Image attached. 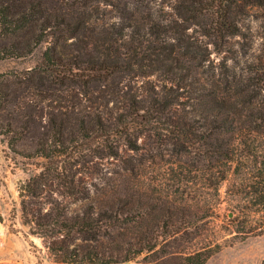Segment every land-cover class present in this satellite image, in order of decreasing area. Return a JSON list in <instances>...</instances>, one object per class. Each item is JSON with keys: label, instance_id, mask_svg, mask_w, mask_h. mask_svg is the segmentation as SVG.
<instances>
[{"label": "trees", "instance_id": "trees-1", "mask_svg": "<svg viewBox=\"0 0 264 264\" xmlns=\"http://www.w3.org/2000/svg\"><path fill=\"white\" fill-rule=\"evenodd\" d=\"M131 1L0 0V59L44 45L0 72V135L43 161L23 220L56 262L206 264L222 244L194 241L224 200L234 236L264 235V48L242 62L227 46L264 0H184L182 19H207L191 41L151 13L127 21ZM156 158L169 168L147 183Z\"/></svg>", "mask_w": 264, "mask_h": 264}, {"label": "rangeland", "instance_id": "rangeland-1", "mask_svg": "<svg viewBox=\"0 0 264 264\" xmlns=\"http://www.w3.org/2000/svg\"><path fill=\"white\" fill-rule=\"evenodd\" d=\"M120 1L122 3V0ZM183 4L184 0H137L129 4L134 12L133 15L122 8L121 10L127 14V21H131V16L141 17V14L146 16L151 13L154 18L166 24L167 27H171L173 34L176 36L184 34L186 40L191 41L201 36V26L207 19L200 16L189 17V20L182 19L181 16L192 14ZM101 14L105 19H103L104 22H112L118 20L120 11L113 5L102 6ZM237 18L242 26V34L232 38L227 46H230L238 54V59L243 62L245 58L262 54L264 3L248 8L245 13H239ZM43 49L44 45L24 58L0 59V72L35 66L40 61ZM242 52L243 55H241ZM165 158H170V156L166 155ZM154 161L146 160L142 169V178H146L147 183L157 182L162 177L161 172L169 168L167 161L159 158ZM41 162H43L42 159H29L14 152L7 140L0 135V264H68L56 262L50 255L43 238L33 233L30 226L23 220L20 187L23 181L39 170ZM115 176L118 177V174ZM130 178L131 176L123 178V182L124 180L129 182ZM121 188L120 185L118 190L120 191ZM225 188L224 186L222 189L223 195H225ZM144 192L153 193L149 188ZM223 199L226 198L223 196ZM230 215L231 206L224 200L218 205L217 214L210 220V226L205 235L194 241L197 246L215 241L222 244V248L214 253L206 264H262L264 235L234 236L235 229L233 223L229 221ZM118 264H134V262Z\"/></svg>", "mask_w": 264, "mask_h": 264}]
</instances>
